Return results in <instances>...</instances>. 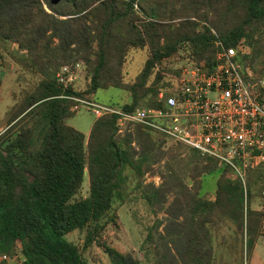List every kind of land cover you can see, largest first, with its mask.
I'll use <instances>...</instances> for the list:
<instances>
[{"label": "trees", "instance_id": "trees-1", "mask_svg": "<svg viewBox=\"0 0 264 264\" xmlns=\"http://www.w3.org/2000/svg\"><path fill=\"white\" fill-rule=\"evenodd\" d=\"M6 41L25 51L20 64L41 78L0 131V255L11 263L90 264L66 237L85 229L84 248L102 247L111 264H141L102 240L117 223L115 209L127 199L132 177L146 203L166 213L147 233L148 264H213L214 230L223 221L241 233L246 252L253 248L263 235L264 211L255 206L264 191L263 164L249 170L246 197L241 181L222 168L207 198L200 182L219 167L195 148L147 125L121 127L116 113L95 116L87 138L65 121L81 106L75 98L94 102L92 94L110 86L125 89L129 101L95 103L125 112L167 108L181 67L167 76L166 62L188 57L211 67L219 42L248 45L242 62L264 78V0H0V51ZM142 48L148 55L127 81V56ZM79 63L87 79L82 90L68 81ZM166 140L174 143L171 157L190 152L192 167L184 176L171 167L162 186L143 184ZM85 173L88 195L76 199Z\"/></svg>", "mask_w": 264, "mask_h": 264}, {"label": "built area", "instance_id": "built-area-1", "mask_svg": "<svg viewBox=\"0 0 264 264\" xmlns=\"http://www.w3.org/2000/svg\"><path fill=\"white\" fill-rule=\"evenodd\" d=\"M214 65L188 60L174 76L175 85L165 97L166 107H141L132 112L78 99L95 116L111 112L123 127L127 122L150 126L217 161L244 188L248 172L264 164V78L243 64L242 44H220ZM67 71V67L62 68ZM164 93H158V99ZM264 194V191H263ZM246 199V198H245ZM7 264L11 259L0 255Z\"/></svg>", "mask_w": 264, "mask_h": 264}, {"label": "rangeland", "instance_id": "rangeland-1", "mask_svg": "<svg viewBox=\"0 0 264 264\" xmlns=\"http://www.w3.org/2000/svg\"><path fill=\"white\" fill-rule=\"evenodd\" d=\"M220 43V42H219ZM0 51V131L7 126L8 118L15 107L22 101L27 91H31L38 81L40 74L24 68L20 64V59L25 51L10 41L1 43ZM249 50L248 45L242 47ZM148 55L146 48L131 49L123 67L125 80L131 81L142 67ZM186 55V54H185ZM188 57L179 59L178 57L166 62L169 70H163L167 76L171 75V68H180L186 64ZM185 63V64H184ZM184 64V65H183ZM68 70V67H67ZM82 63L75 66V73L69 75L68 81L72 82L76 90L86 88V74ZM94 102L100 104L124 103L130 99L129 93L122 88L107 87L97 89L91 96ZM95 115L89 106L81 104L77 111L66 119V124L82 132L85 138L88 137ZM174 143L166 140L159 150V159L155 160L142 178L143 184L153 183L155 186H162L169 181L171 167L180 175L188 174L192 167L190 152L187 150H175L178 155L171 157V147ZM264 165V164H263ZM222 168H217L211 173L202 177L200 193L207 198H213L216 189V182L220 176ZM129 183L128 196L125 202L117 205L115 212L117 215L116 224L109 226L103 235L102 240L120 252L131 253L138 258L141 264H148L153 260L151 245L146 241L147 233L152 225L158 220H164L166 213L158 206L150 207L140 194V189L135 188L136 179ZM188 186L194 187V181L184 178ZM88 176L85 173L81 188L75 198H82L88 195ZM146 189H150L149 186ZM171 200H168L165 205ZM260 204L256 207H264V194L260 199ZM261 233L264 235V218L260 225ZM85 229L74 230L66 235L67 239L78 246L83 257L90 264H111L108 255L98 245L83 247ZM241 233H236L232 224L221 222L214 230V261L213 264H264V238L259 242L257 254L246 252L244 240L241 241ZM261 236V235H260ZM244 237V236H243ZM259 238V237H258ZM18 251V250H17Z\"/></svg>", "mask_w": 264, "mask_h": 264}, {"label": "crops", "instance_id": "crops-1", "mask_svg": "<svg viewBox=\"0 0 264 264\" xmlns=\"http://www.w3.org/2000/svg\"><path fill=\"white\" fill-rule=\"evenodd\" d=\"M264 211V207L261 208ZM264 238V235L259 236L257 240L254 243L253 248L250 250L251 253L257 254V249L260 250L259 248V242ZM257 264V263H256Z\"/></svg>", "mask_w": 264, "mask_h": 264}]
</instances>
